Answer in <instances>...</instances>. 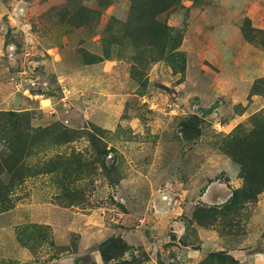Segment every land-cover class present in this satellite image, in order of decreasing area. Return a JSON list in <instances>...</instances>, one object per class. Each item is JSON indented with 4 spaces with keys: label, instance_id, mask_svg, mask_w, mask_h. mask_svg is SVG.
Masks as SVG:
<instances>
[{
    "label": "rangeland",
    "instance_id": "rangeland-1",
    "mask_svg": "<svg viewBox=\"0 0 264 264\" xmlns=\"http://www.w3.org/2000/svg\"><path fill=\"white\" fill-rule=\"evenodd\" d=\"M235 133L264 134V0H0V264L264 256Z\"/></svg>",
    "mask_w": 264,
    "mask_h": 264
},
{
    "label": "trees",
    "instance_id": "trees-1",
    "mask_svg": "<svg viewBox=\"0 0 264 264\" xmlns=\"http://www.w3.org/2000/svg\"><path fill=\"white\" fill-rule=\"evenodd\" d=\"M135 3V0H132ZM256 140L246 142L248 139L236 134L231 139L230 143L236 146V152H230L235 155V160L240 163L243 169V178L246 180V186L234 189L231 193L230 203H238L240 195L254 197L257 193L264 190V134L260 137H254ZM245 142V144H241ZM249 188L251 195L247 193ZM249 192V191H248ZM99 252L103 260V264L110 263L111 259L119 261L121 264H126L123 254L127 250V245L121 238L110 237L99 244ZM209 258L216 257L223 261H228L232 264H239L229 254L219 251L208 254Z\"/></svg>",
    "mask_w": 264,
    "mask_h": 264
},
{
    "label": "crops",
    "instance_id": "crops-1",
    "mask_svg": "<svg viewBox=\"0 0 264 264\" xmlns=\"http://www.w3.org/2000/svg\"><path fill=\"white\" fill-rule=\"evenodd\" d=\"M261 202H258V204H260ZM263 213V211H262ZM256 215L261 216L262 214L259 212ZM227 249V248H226ZM227 252L231 255H233L235 258L238 259V261L240 262V264H264V256H262V254H260L259 256L256 255H251V259L248 258V256H241V248L239 249H234V247L228 248ZM240 252V253H239ZM244 259L248 260L247 263H243Z\"/></svg>",
    "mask_w": 264,
    "mask_h": 264
}]
</instances>
